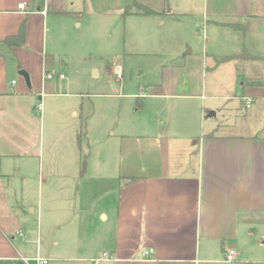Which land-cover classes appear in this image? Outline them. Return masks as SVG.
<instances>
[{
	"label": "crops",
	"instance_id": "crops-1",
	"mask_svg": "<svg viewBox=\"0 0 264 264\" xmlns=\"http://www.w3.org/2000/svg\"><path fill=\"white\" fill-rule=\"evenodd\" d=\"M136 1L156 13L123 16L131 0H0V40L25 21L24 44L0 54V264H92L103 253L100 264H264V94L244 104L247 119L261 107L260 121L241 123L243 96L205 79L264 63V0ZM85 11L120 15L159 49L160 27L174 26L183 57L140 90L149 116L107 131L102 149L93 94L55 65ZM244 51L255 57L216 60ZM30 181L38 198H11Z\"/></svg>",
	"mask_w": 264,
	"mask_h": 264
},
{
	"label": "rangeland",
	"instance_id": "rangeland-1",
	"mask_svg": "<svg viewBox=\"0 0 264 264\" xmlns=\"http://www.w3.org/2000/svg\"><path fill=\"white\" fill-rule=\"evenodd\" d=\"M119 16L109 14L106 18L85 11L81 26L75 27L73 43L67 47L61 58H55L56 67L63 69L73 81L74 91L93 94L90 99L97 108L94 121L99 128L100 149L105 146L102 142L108 138L107 131L112 128L117 131L123 128V123L133 126V123L137 124V120L149 116V100L139 98L138 95L148 82L160 80L161 65L174 67L183 63V57L177 52L179 34L174 26H159L165 36L163 49H159L161 46L154 40L146 43L142 28L140 30V27ZM189 46L185 43L184 51ZM117 65L122 70L120 76L114 72ZM256 77L264 78V63L251 59L243 63L234 74L227 70L210 68L205 79L208 90L212 88L218 94H236L238 98L243 96L240 122L251 124L253 121H260L259 117L263 113L258 106V117H243L245 100L264 94L263 86L251 83ZM226 84H229L228 87H225ZM140 102L142 106L139 105ZM183 111L182 108H176L174 115L181 116ZM110 159L112 162L116 161L115 151ZM112 171L110 166L108 173L111 174ZM14 191L11 198H38L41 195L36 181H30L23 189L15 187Z\"/></svg>",
	"mask_w": 264,
	"mask_h": 264
},
{
	"label": "trees",
	"instance_id": "trees-1",
	"mask_svg": "<svg viewBox=\"0 0 264 264\" xmlns=\"http://www.w3.org/2000/svg\"><path fill=\"white\" fill-rule=\"evenodd\" d=\"M132 13H140V14H154L156 13L150 7L137 2L136 0H131L129 4H126L123 8L122 15L127 16ZM25 40V21H22L19 30L16 34L7 35L3 39L0 40V54L6 55L11 52L12 47L14 46H22ZM255 57L247 52H242L237 55H225L217 57V62H223L233 57ZM260 59L264 61V56H260ZM18 67H20L18 65ZM254 83H260V81H254Z\"/></svg>",
	"mask_w": 264,
	"mask_h": 264
},
{
	"label": "built area",
	"instance_id": "built-area-1",
	"mask_svg": "<svg viewBox=\"0 0 264 264\" xmlns=\"http://www.w3.org/2000/svg\"><path fill=\"white\" fill-rule=\"evenodd\" d=\"M22 5H23V3H19L18 4V7L21 8ZM116 73H117V76H120L121 70L120 69L117 70ZM54 77H55V73H53V72L48 71V72H45L44 73V78L45 79H53ZM58 77L59 78H64V74L63 73H60V74H58ZM248 105H249V102L247 101L246 102V106H248ZM35 108H36L37 111L41 112V110H42V101L41 100L37 101ZM151 252H152V249H148V250L144 251V255H149ZM235 255H236L235 250L234 249H229L225 253V260L232 261L234 259ZM108 258H110V255L107 254V253H103L100 256L99 259L93 260L92 261V264H100V260L101 259H108ZM37 260L40 261L42 264H45L47 262V260L41 259V258H37Z\"/></svg>",
	"mask_w": 264,
	"mask_h": 264
},
{
	"label": "water",
	"instance_id": "water-1",
	"mask_svg": "<svg viewBox=\"0 0 264 264\" xmlns=\"http://www.w3.org/2000/svg\"><path fill=\"white\" fill-rule=\"evenodd\" d=\"M19 73L22 74L25 77V79L28 81V73L24 69H20Z\"/></svg>",
	"mask_w": 264,
	"mask_h": 264
}]
</instances>
